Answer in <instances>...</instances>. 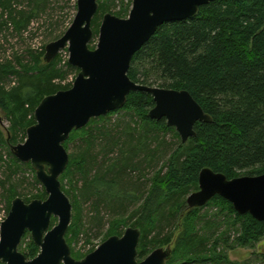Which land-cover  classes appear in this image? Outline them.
<instances>
[{"label":"trees","instance_id":"16d2710c","mask_svg":"<svg viewBox=\"0 0 264 264\" xmlns=\"http://www.w3.org/2000/svg\"><path fill=\"white\" fill-rule=\"evenodd\" d=\"M53 1L0 0V34L24 38L43 21ZM98 3L94 36H99L103 17L118 8L116 0ZM132 5L122 2L113 15L127 18ZM28 56L27 62L16 56L17 63H0V109L11 122L8 139L0 145V165L6 170L0 180L6 195L0 199L9 202L7 215L19 197L13 183L19 172L30 170L33 182L41 183L31 164L21 163L11 149L5 161L2 147L16 146L20 135L25 140L43 99L72 87L63 85L73 70L69 63L64 70L60 57L47 64L44 52L29 51ZM128 75L139 85L189 92L213 121L197 123L196 136L182 144L165 119L149 118L153 96L137 91L129 95L124 109L73 131L65 148L69 151L76 143L78 147L61 176L63 192L73 197L74 222L66 235L72 256L83 259L74 255L73 243L89 236V225L104 228L108 215L106 240L122 236L127 227L141 230L139 261L158 248L171 247L182 229L168 264H232L227 251L255 249L264 241V222L238 214L219 196L200 209L190 210L186 201L199 190L205 168L228 179L264 174V0H219L202 7L193 20L166 23L133 57ZM13 78L17 83L6 87ZM170 134L173 148L166 143ZM47 198L42 189L24 201ZM87 204L89 214L84 215ZM206 208L212 212L203 213ZM56 223L53 218L51 228ZM23 243L26 248L19 250L27 259L39 255L29 232Z\"/></svg>","mask_w":264,"mask_h":264},{"label":"water","instance_id":"95a60500","mask_svg":"<svg viewBox=\"0 0 264 264\" xmlns=\"http://www.w3.org/2000/svg\"><path fill=\"white\" fill-rule=\"evenodd\" d=\"M132 1L128 18L111 13L103 17L98 45L91 50L92 24L99 0H78L71 27L45 48L44 61L50 64L68 47V63L80 72L69 90L43 99L34 113L36 124L27 130L26 142L10 148L21 163L31 164L48 198L31 203L17 198L12 202L0 227L1 264H168L172 258V248L167 247L158 248L139 261L138 228L130 227L122 236L110 237L81 260L72 256L66 240L73 207L60 178L70 162L65 143L73 131L85 128L93 119L124 109L129 95L137 91L153 96L155 107L149 118L165 119L167 126L179 134L182 144L196 136L197 123L213 121L189 92L139 85L128 72L133 57L160 27L193 20L202 7L219 0ZM217 196L230 202L238 214H249L264 222V174L228 179L205 168L199 176V190L189 195L186 203L190 210L200 209ZM53 218L58 219V224L51 228ZM26 232L40 249L39 255L30 260L19 250Z\"/></svg>","mask_w":264,"mask_h":264},{"label":"rangeland","instance_id":"374dc122","mask_svg":"<svg viewBox=\"0 0 264 264\" xmlns=\"http://www.w3.org/2000/svg\"><path fill=\"white\" fill-rule=\"evenodd\" d=\"M78 0H54L53 3L51 2V8L48 11L47 14H45V18L42 22L39 24H36L33 26L32 32L29 34H25L24 38H20L16 34L5 33L0 34V63H4L7 61H15L16 62V56H19L21 59H23L24 62L29 61L28 52L33 51L37 55H39L41 52L45 53V48L48 44L56 41L55 39L58 35L65 34L67 30L71 27L76 14L77 10L75 8V5ZM132 0H116V6L117 9H112L110 13L115 14L120 10L121 3L124 2L125 5L129 4V2ZM133 2V1H132ZM132 9V7H131ZM131 11V10H130ZM130 14V13H129ZM47 17V18H46ZM129 17V16H128ZM127 17V18H128ZM125 19V18H122ZM99 42V36H94L91 40L89 46L94 47L96 49ZM18 54V55H17ZM61 58L60 67L65 68L64 70H67L66 63H68L70 58V53L68 51V47L62 50L57 58ZM43 60V59H42ZM18 66V64H16ZM79 69L73 68V70H69L67 79L65 82H63V85H71L73 86L78 74ZM17 83V79H12L7 82L6 87L14 86V84ZM117 117H114L113 121L116 120ZM11 128V122L7 118L6 113L0 109V145L3 141L2 139H8L9 130ZM27 140V136L25 140H23V135H20V140L17 145L24 144ZM175 140L173 136L170 134L166 138V143L173 148ZM78 144L71 145V149L68 151L69 155L77 150ZM10 148H4L2 147V153L5 158V161H9L10 157H8V150ZM162 165V164H161ZM0 180L5 179V173L6 170L4 168V165H0ZM159 168V166H158ZM35 172V171H34ZM152 172V171H151ZM36 174V172H35ZM33 175L34 173L30 170L24 169L23 171L19 172L17 176L14 177L13 183L16 185V190L19 194L20 199L26 200L27 198H30L32 195H36L44 189L43 185H36L33 182ZM151 175L148 174L146 177L149 178ZM37 178V177H36ZM79 178V177H78ZM61 181V178H60ZM80 185H82L80 181ZM0 195H6L4 194V191H0ZM72 204V220L71 224L74 222V205H73V197L71 195L67 196ZM9 202L7 199H0V227L1 224L6 220L8 217L7 215V207ZM89 205L84 206V215L89 214ZM209 212L211 213L212 210L206 208L203 213ZM110 217L108 215H105L104 217V228H97L96 225H89L87 224L88 228H91L89 236H81V240L79 242L73 243L74 248V255L76 258L81 259L85 258L88 255V252L91 250H96L98 247H100L106 240L105 235L109 228V221ZM89 221V220H88ZM87 221V223H89ZM58 224L57 223L55 226ZM70 224V225H71ZM94 227V228H93ZM130 228V227H129ZM127 228H124V233L126 232ZM182 229L177 231L175 233V236L170 244L171 248H175L176 246V239L179 233H181ZM32 238V237H31ZM30 240V239H27ZM89 241V242H88ZM26 243L21 244V249L26 248ZM167 247V246H166ZM165 247V248H166ZM23 252V251H22ZM21 252V253H22ZM25 252V251H24ZM23 252V254H24ZM90 254V253H89ZM86 255V256H85ZM227 255L229 258V261L232 264H264V241L260 242L255 249H249V248H237L231 251H227ZM85 256V257H83ZM228 264V263H226ZM230 264V263H229Z\"/></svg>","mask_w":264,"mask_h":264}]
</instances>
